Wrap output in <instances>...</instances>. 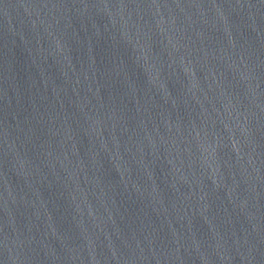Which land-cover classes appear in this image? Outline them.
<instances>
[{
    "label": "water",
    "instance_id": "water-1",
    "mask_svg": "<svg viewBox=\"0 0 264 264\" xmlns=\"http://www.w3.org/2000/svg\"><path fill=\"white\" fill-rule=\"evenodd\" d=\"M0 264H264V0H0Z\"/></svg>",
    "mask_w": 264,
    "mask_h": 264
}]
</instances>
